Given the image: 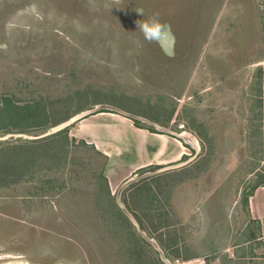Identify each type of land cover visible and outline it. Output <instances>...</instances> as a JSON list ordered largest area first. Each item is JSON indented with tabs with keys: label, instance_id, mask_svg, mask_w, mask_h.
I'll list each match as a JSON object with an SVG mask.
<instances>
[{
	"label": "rangeland",
	"instance_id": "rangeland-1",
	"mask_svg": "<svg viewBox=\"0 0 264 264\" xmlns=\"http://www.w3.org/2000/svg\"><path fill=\"white\" fill-rule=\"evenodd\" d=\"M153 17L168 27L149 42L138 22ZM259 68L263 78L255 77ZM46 103L59 106L47 108ZM97 105L144 117L175 134L191 129L204 138L198 140L205 145L197 153L202 157L186 168L150 176L156 177L154 188L163 190L164 182L199 174L211 166L215 154L230 167L228 175L238 172L241 183L248 181L249 167L264 172L258 130L264 127V0H0V264L161 263L156 251L147 242L143 245L137 226L106 197L109 187L99 188L108 184V162L97 150L110 149L120 123L142 126L97 110ZM80 112L85 114L68 124L51 125L57 116ZM51 134L63 142L61 152L53 150L50 160L35 150L27 154L33 141ZM154 134L188 147L175 136ZM128 149L125 154L132 155L109 170L114 181L139 163L137 152ZM253 156L256 160L250 162ZM161 169L143 166L137 175ZM119 182L111 185L114 194ZM140 192L134 198L151 214L152 193ZM190 198L186 206L192 204ZM171 199L167 195L161 203L168 207ZM184 206L182 215L188 213ZM216 210L206 212L212 218L205 219L207 226L194 218L192 225L176 227L186 244L193 235L197 250L207 248L205 257L175 259L186 264H264V221L245 226L240 218L220 228L215 223L225 213L221 207ZM192 212L198 216L200 208ZM219 228L221 233L236 231L235 243L223 236L216 247L213 231ZM152 230L141 231L153 239ZM204 232L208 244L201 246Z\"/></svg>",
	"mask_w": 264,
	"mask_h": 264
},
{
	"label": "crops",
	"instance_id": "crops-1",
	"mask_svg": "<svg viewBox=\"0 0 264 264\" xmlns=\"http://www.w3.org/2000/svg\"><path fill=\"white\" fill-rule=\"evenodd\" d=\"M260 108L259 112L260 113ZM187 125V124H186ZM189 129V128H188ZM192 134L195 135L197 140H202L204 138H201L200 133L199 136L195 134V132L191 129ZM259 130L260 134V145L264 149V127L262 130ZM261 131L263 133H261ZM114 132L118 134V136L115 135L116 139L112 138V142L110 143V149L108 151H103V150H97L100 152L104 157L107 158V166H105V169H107L108 173L106 172L105 177L107 178L108 182V187H109V196L111 200V196H114L115 194L112 192V186L116 181H120L119 184L123 183L126 179L129 177H132L134 175H137V172L142 169L143 166H149V165H157L161 166V168H166L170 170H176L177 168H186L190 164L196 162L198 158L202 157L198 155L192 154V151L190 148L182 145L180 142H178L176 139H173L171 137H164L163 135L159 134H154V133H149L145 129L141 128H136V127H123V124L120 123L116 129H114ZM175 133V132H173ZM179 134V133H178ZM154 138H157L156 143H154ZM207 139H209L207 137ZM199 144V142H198ZM126 146V149H124V146ZM258 145V144H257ZM131 148L137 154L135 155V160L139 162L136 164L134 167H132L131 171L128 173H125L121 176H118L115 178V181L113 179V176H110L109 170H114V162L120 161V159L123 156H131L132 153L130 154H125L128 151V149ZM201 146L205 147L204 144L201 143ZM144 147V148H143ZM136 149V150H135ZM173 154H167L171 153ZM133 155V156H134ZM217 157V158H216ZM254 159H250V162H254L255 156H253ZM131 164L134 163L133 158H130ZM168 159V160H167ZM220 159V161L223 159L221 156H217L216 154L213 156L210 167L207 168H201L199 171V174L196 175H189V176H182L183 178L181 180H178L175 182L174 187L170 189L169 197H171L172 201L169 202L168 205V210L170 211L169 213V224L174 225L175 227L180 226V225H187L191 222V219L198 218L201 220V226H207L205 223V219L212 221V218L207 215L206 212H209L213 214V211L218 212L220 207L223 210L224 216L223 220H218V224L221 228L223 224H227V222H232L234 223L236 219L238 220L242 218L244 221L245 226L250 223V221H254L256 219L264 221V184H263V179H264V172H257L256 171V166L249 167L248 169V176L249 179L248 181H244L241 183L242 178L240 175H238V172H230L228 175V170L230 167H226L228 165H225L223 160L222 164L216 165V162ZM231 160L229 158H225V161ZM233 162V161H232ZM231 162V163H232ZM175 163H183V166H177L173 165ZM230 163V161H229ZM172 164V165H169ZM176 166V167H174ZM237 169V168H236ZM176 173V171H174ZM169 174V173H168ZM165 176V175H164ZM152 178V177H150ZM164 178V177H163ZM239 178V179H238ZM146 179V178H144ZM216 179V181H214ZM214 181V182H213ZM140 182V181H139ZM120 184V185H121ZM189 186L190 188H188ZM131 191V190H130ZM203 192L202 194H199L200 192ZM252 191L251 195L246 196L247 193ZM116 192V191H115ZM153 193H155V190L153 189ZM245 195L244 199L239 198V194ZM128 192L126 195H124V198L121 196V203L123 207L128 211L130 209L131 211H135L136 209H139L141 206L140 204L135 200L134 195L137 193L134 192ZM191 194L190 201L192 204L190 206H186L185 203L189 201V195ZM219 194V195H218ZM222 194L224 196L222 197ZM237 196V197H236ZM201 197V198H199ZM214 197V199H213ZM203 198V201H202ZM160 198H158L159 200ZM202 201L201 205H198L199 201ZM112 201V200H111ZM115 201V197H114ZM179 202V204H176ZM205 204V208L202 207V205ZM184 206L187 208L188 213L184 212V215H182L180 206ZM199 207L200 208V213L198 216H195L193 211V208ZM204 210L203 213L202 210ZM234 209V210H232ZM243 209L242 215H237V211H241ZM232 210V212H231ZM130 216L133 218L134 223L138 226V223L136 222L135 218L133 215L128 211ZM125 216V215H124ZM125 218L128 220V218L125 216ZM226 219V220H225ZM225 220V221H224ZM224 222V223H223ZM212 225V222L210 223ZM219 228V229H220ZM246 228L245 230H247ZM177 230V229H176ZM223 231V230H222ZM178 232L179 238H176L178 241L177 243H170L168 247L162 246V248L159 246V248L162 250L164 255L167 257H172V258H180V259H188V260H193V259H198L205 257L203 254L207 252V248L204 251L197 250L196 247L192 245V236L189 235L187 239H189L190 244H186L185 239L183 236H181L180 231ZM246 232V231H245ZM251 235V233H248ZM184 235V234H183ZM205 232L202 233V239H200V245H207V239L208 236H205ZM213 239L215 240V246L217 247L218 245V240L222 238L223 236L226 237L225 241H232L235 243L237 240L236 238V231L235 233H230V230L223 231L217 233L216 231H213ZM239 235V234H238ZM220 237V238H219ZM241 234L239 235L240 239ZM205 238V239H204ZM248 238V237H247ZM154 240V239H153ZM243 242H248V239H243ZM202 242H205V244H202ZM185 244L183 245V249H180L178 251V255L175 252L177 246L180 244ZM188 249V252L186 253L184 250ZM240 248L236 249L239 250ZM215 250V249H214ZM214 251L213 253H215ZM241 252H238L237 255H240ZM175 256V257H174ZM239 259V257H237Z\"/></svg>",
	"mask_w": 264,
	"mask_h": 264
},
{
	"label": "trees",
	"instance_id": "trees-1",
	"mask_svg": "<svg viewBox=\"0 0 264 264\" xmlns=\"http://www.w3.org/2000/svg\"><path fill=\"white\" fill-rule=\"evenodd\" d=\"M260 69L261 68H259V70L257 71V74L255 75V77L263 78V77H260ZM258 81H260V80L258 79ZM258 85L260 86L259 82H258ZM258 90H259V87H258ZM60 103L62 104V102H60ZM256 103H258V105L261 106L260 105V101H259L258 98H257ZM56 105H57V107L59 106L57 103H54L52 106L49 107L48 103H46V107L47 108H54ZM258 114L260 116V113H258ZM70 118H71V114L70 113H68L67 115H65L62 118H59L57 116L55 119H53V121L51 122V125L52 124H53V126L58 125L59 123L65 122L67 119H70ZM134 123L137 126H142L141 128H145V129L149 130L150 132L156 133V131L153 128L148 127V126H143L138 121H135ZM60 132L61 131H59L58 133H60ZM60 140L61 139H59L58 135L51 134L49 136H46V137L38 140L37 142L33 141V142H35V143H33L34 145H31V146L27 147V149H28V153L27 154H29V152L31 150H35L37 153H40L41 155L45 156L47 158V160H50L51 157H53L55 155L54 151H56V152H61L62 151L63 142H60ZM23 146H24L23 148L26 147L25 145H23ZM4 149L6 150L7 146ZM46 158H44V159L46 160ZM25 165H26V162H25ZM155 178L156 177H152V178H149V179L146 178V179H144V180H142V181H140L138 183L132 184L131 186H129L126 189L125 194L124 193L122 194V197L124 198V195H126L128 192H133V194H130L131 197H132V195H134V192L137 193V194H140L141 193L140 191H143L144 189H146V190L148 189V191H151L153 199L155 200V206H154V208L152 210H150L151 214L147 213L148 210H145L143 207H140L139 209H136L134 212L131 211L130 209H128V211L133 215V217L135 218V220L138 223V226H139V228L141 230L150 231V230H152L151 227L153 226L152 227L153 228L152 231H155L157 233H155V232H154L155 234L152 233L153 235H151V237H153V239H155L158 242L159 246L162 248V246L168 247V245L170 243H172V244L177 243L178 241L176 240V238H179V237H177L178 236V232L176 230V227L174 225H170L169 222H168L169 219L167 220V216L169 217V213H167V211H166V210H168V207H166L165 204L163 205L161 203V201H163V199L166 198L167 195H169L170 189H172L174 187L175 183L174 184H167L168 182L166 181L167 183L164 182L165 189L160 190L158 188V186H156L158 189L154 188V186L156 185L154 183ZM6 179L7 178H3L2 181L3 180L5 181ZM2 184H7V183H2ZM102 187H104V189H106L108 186L105 183L104 184L101 183V186H99V188L102 189ZM153 189L155 190V193H153ZM109 194L110 193L107 190L106 197L110 198ZM158 198H160V199L158 200ZM111 199L114 202V196H111ZM157 202L159 203V205H157ZM148 203H151L150 200H148ZM161 210H164L166 212V218L162 217L161 214L163 212ZM120 214H119V216L122 215V214L121 215ZM122 216L125 218L124 215H122ZM153 218H156L158 221L155 222L153 220ZM162 229H165V230H162ZM161 232H164V233H161ZM148 233L149 232H147V234ZM171 233H173L172 236H171ZM148 235H150V234H148ZM141 241H142L143 245H145L146 247L148 246V244L145 241H143V240H141ZM177 248H178V246H177ZM181 249H182V247H181ZM178 251H179V248L176 249V251H175L177 253L176 255H178ZM167 258H169V260H171L170 257L167 256ZM153 262L154 261L151 259V262L149 264H152ZM158 263H160V261ZM153 264H155V263H153Z\"/></svg>",
	"mask_w": 264,
	"mask_h": 264
},
{
	"label": "water",
	"instance_id": "water-1",
	"mask_svg": "<svg viewBox=\"0 0 264 264\" xmlns=\"http://www.w3.org/2000/svg\"><path fill=\"white\" fill-rule=\"evenodd\" d=\"M97 110L99 109H104V110H109L112 111L114 113H117L119 115H122L124 117H127L131 120L134 121H138L141 122L149 127H152L156 132L158 133H163V134H168L170 136H176L177 138H179L181 141H183L185 144L189 145L191 148L194 149L195 151V155L198 153L199 149L197 147L196 144V140L195 137L193 136V134L191 133H183L185 134V136H183V134H179V135H175L173 132H171L170 130H167L165 127H162L160 125H158L155 122H152L144 117L141 116H137V115H133L131 113H127L123 110H120L119 108H116L114 106L111 105H97L96 106ZM178 166V165H177ZM183 166V164H182ZM176 167V166H174ZM169 169L166 168H162L161 170L155 171L153 173H145L139 176H133L128 178L126 181H124L116 190L115 193V203L118 205V208L121 210V212L134 224V220L133 218L130 216V214L128 213V211L123 207L122 203H121V193L122 191L127 188L129 185L143 179V178H147L150 176H153L155 174H157L158 172H163V171H167ZM137 226V225H136ZM137 232L138 234L142 237V239L147 242L158 254L159 260L161 261L162 264H171V262L165 257L164 253L162 252V250L159 248L158 244L156 243L155 240H153L152 238H149L143 231H141L139 229V227L137 226Z\"/></svg>",
	"mask_w": 264,
	"mask_h": 264
},
{
	"label": "clouds",
	"instance_id": "clouds-1",
	"mask_svg": "<svg viewBox=\"0 0 264 264\" xmlns=\"http://www.w3.org/2000/svg\"><path fill=\"white\" fill-rule=\"evenodd\" d=\"M138 27L141 29V31L143 32V34H144V37H145V39L146 40H148L149 42H151V41H153V40H155L162 32H164L166 29H167V25H165V24H162L160 21H159V19L158 18H156V17H153V18H150L148 21H146V22H143V23H139L138 22ZM172 132V131H171ZM156 133H158V132H156ZM185 133H189V132H185ZM175 134V133H174ZM180 134H183V133H180ZM192 134V133H191ZM175 135H179V134H175ZM193 136L195 137V135L193 134ZM176 137V136H175ZM177 138V137H176ZM177 139H179V138H177ZM180 140V139H179ZM195 140H196V144H197V147H198V149H199V151L198 152H201V149L202 148H204L203 146H199V144H198V140L196 139V137H195ZM185 145H187V144H185ZM189 148H190V150L191 151H194V149L193 148H191L189 145H187ZM195 153V151L193 152V154ZM196 155H198V154H196ZM183 164V163H182ZM165 168V167H164ZM140 175H142V174H140ZM134 176H139V175H134ZM133 177V176H132ZM130 178V177H129ZM127 180V179H126ZM125 180V181H126ZM142 180V179H141ZM141 180H139V181H141ZM139 181H137V182H135V183H138ZM135 183H133V184H135ZM132 185V184H131ZM131 185H129V186H131ZM128 186V187H129ZM127 187V188H128ZM126 189V188H125ZM124 189V190H125ZM116 193V192H115ZM114 197H115V195H114Z\"/></svg>",
	"mask_w": 264,
	"mask_h": 264
},
{
	"label": "bare ground",
	"instance_id": "bare-ground-1",
	"mask_svg": "<svg viewBox=\"0 0 264 264\" xmlns=\"http://www.w3.org/2000/svg\"><path fill=\"white\" fill-rule=\"evenodd\" d=\"M79 115H75L76 117H71L69 120H67V121H65L63 124H68L69 122H72V121H74L75 119H77V118H79L80 116H83L84 114H85V112H80V113H78ZM68 122V123H67ZM183 136H185V134H183Z\"/></svg>",
	"mask_w": 264,
	"mask_h": 264
},
{
	"label": "built area",
	"instance_id": "built-area-1",
	"mask_svg": "<svg viewBox=\"0 0 264 264\" xmlns=\"http://www.w3.org/2000/svg\"><path fill=\"white\" fill-rule=\"evenodd\" d=\"M170 262H171V264H186L185 262H183V261H181L179 259H174V260H172ZM187 264H189V263H187Z\"/></svg>",
	"mask_w": 264,
	"mask_h": 264
}]
</instances>
